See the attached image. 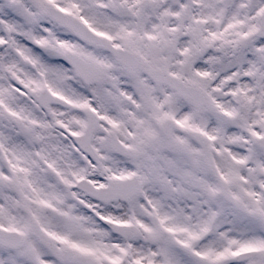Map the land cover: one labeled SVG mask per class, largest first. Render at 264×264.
<instances>
[{
    "label": "snow or ice",
    "instance_id": "obj_1",
    "mask_svg": "<svg viewBox=\"0 0 264 264\" xmlns=\"http://www.w3.org/2000/svg\"><path fill=\"white\" fill-rule=\"evenodd\" d=\"M0 264H264V0H0Z\"/></svg>",
    "mask_w": 264,
    "mask_h": 264
}]
</instances>
